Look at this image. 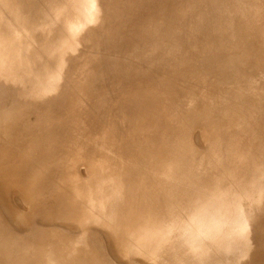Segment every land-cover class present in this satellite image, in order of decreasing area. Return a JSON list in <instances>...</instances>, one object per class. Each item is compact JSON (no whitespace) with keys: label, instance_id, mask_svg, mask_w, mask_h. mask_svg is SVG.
<instances>
[{"label":"rangeland","instance_id":"rangeland-1","mask_svg":"<svg viewBox=\"0 0 264 264\" xmlns=\"http://www.w3.org/2000/svg\"><path fill=\"white\" fill-rule=\"evenodd\" d=\"M135 99L154 108L143 116ZM186 110L206 114L203 125ZM125 152L146 177L178 169L173 186L205 183L151 252L120 229L127 254L113 250L107 229L119 226L100 228L105 204L92 205L133 164ZM46 195L73 209L40 215L32 201ZM80 205L94 220L70 221ZM94 235L100 247L82 248ZM2 251L12 264H264V0H0Z\"/></svg>","mask_w":264,"mask_h":264},{"label":"bare ground","instance_id":"bare-ground-1","mask_svg":"<svg viewBox=\"0 0 264 264\" xmlns=\"http://www.w3.org/2000/svg\"><path fill=\"white\" fill-rule=\"evenodd\" d=\"M92 8V7H91ZM42 10V9H41ZM255 37V36H254ZM185 70V69H184ZM182 77L184 76L185 77V75H184V73L183 74H180ZM219 77H216V79H218ZM154 79V78H153ZM159 82H161V81H159ZM178 86H181V85H178ZM179 90V89H178ZM177 91V89H175V91L173 92V93H175ZM180 92V91H179ZM173 93H172V95H173ZM150 94V93H149ZM152 94V93H151ZM178 95V94H177ZM149 96V95H148ZM150 96H156V95H150ZM173 96H175V94L173 95ZM172 97V96H171ZM178 97H179V95H178ZM177 97V98H178ZM149 98V97H148ZM154 98V97H153ZM152 97H151V100H154ZM155 98H157V97H155ZM176 98V99H177ZM156 100V99H155ZM87 103V102H86ZM133 103H137V105H138V103H140L139 104V107L140 108H142V109H144V113L143 114H141V115H143L144 116V114H145V112H149L152 108H154V107H151L152 105H150V107H148L149 106V104H148V106L146 105L147 104V102L146 101H144V100H140V99H135L134 100V102ZM220 104V103H219ZM136 105V104H135ZM202 106V105H201ZM203 106H207V103L205 104V105H203ZM217 106V105H216ZM151 108V109H148V108ZM177 107V106H176ZM170 108H171V105H170ZM169 108V109H170ZM169 109L167 110V111H164V113L166 114V115H168V113H169ZM224 109V107L222 106V105H219V107H218V109L215 111L216 113H218V112H220V111H222ZM149 110V111H148ZM171 110H173L172 108H171ZM175 110V109H174ZM187 111V113L189 114L188 116H186V117H189L190 119H192V123L194 122V121H196L197 120V123L198 122H201L200 123V125H203V123L205 122V115H203V113L202 112H199V116L197 117V118H195V116L193 115V110H186ZM171 113V112H170ZM84 114V113H83ZM163 114V113H162ZM161 114V115H162ZM126 117V116H125ZM119 118V117H118ZM120 119V118H119ZM123 120V119H122ZM82 122V121H81ZM75 123V122H74ZM85 123V122H84ZM116 123V122H115ZM76 124V123H75ZM80 124V123H79ZM78 124V125H79ZM140 124H142V122H135L134 124H133V128H137V127H139V125ZM70 125H71V123H70ZM73 125V124H72ZM77 125V124H76ZM77 125V126H78ZM81 125H82V123H81ZM80 125V126H81ZM77 126H75L76 128H77ZM188 125H186V126H184V128H186V129H188ZM193 127H195V126H193ZM73 128V127H72ZM125 128V127H124ZM192 128V127H191ZM224 127H217V129H216V131H217V133H222V132H224V131H226V132H224V138H222L221 137V139H222V141H221V146L223 147V146H226L227 148H228V145H229V143H228V141H227V139H226V136H227V133H228V128H224ZM71 129V128H70ZM78 129H80V127L78 128ZM120 129H122V128H120ZM74 130V129H73ZM72 130V131H73ZM77 130V129H76ZM76 130H74V132H77ZM81 130V129H80ZM117 128H116V135H117ZM123 130V129H122ZM119 131H121V130H119ZM118 131V132H119ZM124 131H127V130H125L124 129ZM115 132V131H114ZM79 133V132H78ZM121 133V132H120ZM81 134V133H80ZM208 134V133H207ZM109 135H111V134H109ZM115 134H114V136H116ZM123 135V134H122ZM210 134H208L207 136H209ZM110 137V136H109ZM119 137H121V135L119 136ZM84 138V137H83ZM106 138V137H105ZM112 138V137H111ZM114 138V137H113ZM112 138V139H113ZM104 139V138H103ZM102 139V140H103ZM124 139H126L125 137H124ZM105 141V140H104ZM119 141V140H118ZM113 142V141H112ZM115 142V141H114ZM113 142V143H114ZM122 139H121V143H119V145L120 144H122ZM112 143V144H113ZM129 143V142H128ZM110 144V143H109ZM114 144H116V142L114 143ZM106 146V145H105ZM104 146V147H105ZM114 146V145H113ZM120 146H122V145H120ZM130 146V145H129ZM119 147V146H118ZM109 148V147H108ZM114 148V147H113ZM215 148V147H214ZM110 150V149H109ZM112 150V149H111ZM121 151H123V150H121ZM125 151H126V149H125ZM113 152V151H112ZM114 152H116V154H117V152H119L118 150H116V151H114ZM124 152V151H123ZM130 152H125L124 153V155L126 154H128V156H126V159H128L129 158V160H130V163H133L132 165H125V167L123 166V168H122V170L119 172V180H117L119 183L116 185V184H111V186L106 190V191H104V193H103V195H101L100 193L98 194V196L96 197V199L95 198H93L92 199V195H93V193H92V195H91V199H92V205L93 206H96V207H98V208H100V209H102V206L100 205L101 203L102 204H105V206H103L104 208V210L103 211H105L104 213H102V212H98V214L97 213H95L96 215H99V214H104L103 216H105L103 219H100V220H98V221H102V223H103V226L102 225H100V224H98V223H96L97 221L95 220V223L96 224H98L99 225V227L100 228H103V229H107V228H109L108 226H112L113 224H116V226H119L118 228H113V227H115V226H112V228L114 229H112V231H110V229L111 228H109V229H107L108 230V235H107V240H108V242L109 243H111V248L113 247V250H114V248H115V251L116 252H118L120 255H121V251L123 250L121 247V249L118 247V246H120V243H121V238L119 237L120 235V233H119V230H117V229H120L121 231H125V232H127V233H129V236H130V234H131V230H133L132 231V235H134V237L135 238H133V240H136V241H141V242H143V243H145V241L147 242V246L149 245V244H152V245H149V246H152V248L151 247H147L146 246V243H145V245L144 246H146L145 248L146 249H148L149 251H150V249H152V250H155V249H153V248H158L159 249V247H158V244H160V243H162V242H166L168 239L170 240V237H168V239H166L165 237V232L163 231V230H161V231H159V229L160 228H163V226L165 225V223H167V222H169V221H166V219H172V220H174V216L176 217L177 216V214L180 216H182L183 214H184V212H186L187 210H185L186 208L187 209H189L191 206H193L195 203H197V202H192L193 201V199H194V196L193 195H195V193H193L192 191H190L189 190V188L190 187H194L195 185H196V190H197V192L198 191H202V190H204V189H206L205 188V183L204 182H200L199 184H196L195 183V185L194 186H192L191 185V183H190V181L191 180H193V178H191V179H188V178H184V177H182L181 176V178H180V180H178V182H176L177 183V185H179L180 187H176V185L175 186H173L172 185V183L171 182H173V181H175V180H177V179H179V177H180V170H178L177 169V171L178 172H176L175 174H173V172L171 173L170 172V169H168V170H166V173H165V175H166V177H169L168 179H166V180H162V179H160L159 177H156V176H152V178H149V177H146L145 175H144V168H143V163H141L140 161H139V159H136L132 154H129ZM108 154L110 155V151L108 152ZM114 154V153H113ZM123 153H120V154H117L116 156L117 157H120V156H123L122 155ZM72 155V154H71ZM109 155L107 156L108 158H109ZM120 155V156H119ZM133 158H130V156ZM110 157H112L111 155H110ZM114 158V157H113ZM118 159V158H117ZM117 159H116V161H117ZM124 159H125V157H124ZM186 161V158L185 157H182V159H179L178 160V162H183V161ZM3 163V162H2ZM183 163H185V162H183ZM2 165V164H1ZM120 166H121V164H120ZM145 167H150V165L149 164H145ZM119 168V167H118ZM74 169H76V167L74 168ZM95 169V168H94ZM217 168H213V169H211L212 171L211 172H209V174L211 173L212 174V176L215 178L214 179V181H215V183H218V181H221L222 183H223V180H224V177H222L221 176V174H219L218 173V171H215ZM176 169H174L173 171H175ZM92 169H91V173H92ZM66 172H68L69 173V171H65V173ZM90 172H88L89 174H90ZM67 173V174H68ZM72 173V172H71ZM71 173H69L70 175H69V177H71V181H72V176L74 175L73 173L71 174ZM111 173V172H110ZM87 174V173H86ZM72 175V176H71ZM78 175V174H77ZM111 176V175H110ZM114 176H115V174H114ZM79 177V176H78ZM77 178V177H76ZM112 179H114V181H115V178H112ZM74 180V179H73ZM218 180V181H217ZM69 181H70V178H69ZM75 181H76V179H75ZM109 181V180H108ZM111 181V180H110ZM77 182V181H76ZM75 182V183H76ZM114 183H116V182H114ZM207 184V183H206ZM57 185V184H56ZM56 185H54V186H56ZM58 186V185H57ZM59 187V186H58ZM82 187V186H81ZM105 187V186H104ZM55 189V188H54ZM60 189H62V187H60ZM63 189H64V187H63ZM62 189V190H63ZM65 189L66 190H68V187L66 188L65 187ZM55 190H57L58 191V189H55ZM85 191L86 190H84L83 189V193H85ZM92 191V190H91ZM62 192V193H61ZM59 191V193L60 194H62V196H63V191ZM79 193L80 192H82V191H78ZM78 192H76V194L78 193ZM88 192V191H87ZM86 192V193H87ZM93 192V191H92ZM99 192V191H98ZM27 193V192H26ZM37 193V192H36ZM36 193H35V191H34V194L36 195ZM58 192H57V195H60ZM78 193V194H79ZM85 193V194H86ZM202 193V192H201ZM69 194V193H68ZM67 194V195H68ZM74 194V193H73ZM73 194H70L71 196H73L74 197V195ZM80 194H82V193H80ZM79 194V195H80ZM85 194H82V195H85ZM90 194H91V192H90ZM66 195V197H68V196H70V195H68L67 196ZM43 196H45V195H43ZM46 196H50V197H52V196H54V195H46ZM60 197L61 196H54V197H52L53 199H49V197H47V198H44V197H42L41 196V198H35V200L34 201H32V204H34V206L33 207H35V209L33 208V210L34 211H37L40 215H42V216H44V217H47V218H49V219H53L54 217H56V216H62L63 214H67V212H68V210L70 211V210H72L71 209V206L70 205H66V206H63V207H61V206H59V204L61 203V202H59L58 200H55V199H60ZM64 197L65 196H63V197H61V200H62V198H63V200H68L69 198L70 199H72V197H69L68 199H64ZM90 199V200H91ZM28 205V204H27ZM82 205H80L79 206V210H80V208H83V209H86V207L87 206H89V207H91V205H85L84 207H81ZM92 206V208H93V213H94V207ZM89 207H87V213L89 212V211H91V210H89L90 208ZM89 208V209H88ZM75 209V211H79L78 209L76 210V208H74ZM82 209V210H83ZM135 209L137 210V211H139V212H136L135 211ZM32 210V211H33ZM82 210H80V211H82ZM24 211V210H23ZM74 211V210H73ZM80 211H79V215L76 213L75 215L77 216V217H75L74 216V214H71L70 216H69V219L71 218V217H74L73 219H70V221L71 220H73V223H76L75 221L77 220V221H79L81 218H83L82 220H88V219H92V220H94V218L95 217H93L92 215V212L90 213L89 212V215H90V217L91 218H89V217H87V216H89V215H87V213L85 214V216L83 215L86 211H84V213H83V211H82V213H80ZM28 216V215H27ZM180 216V217H181ZM126 217V218H125ZM108 218V219H107ZM74 219H75V221H74ZM84 220V221H85ZM129 220V221H128ZM127 221V222H126ZM171 221V220H170ZM212 221H213V223L216 221V223H221L222 222V219L220 218V216L218 215V216H216V217H212ZM82 222V221H81ZM143 222L145 223V227H147L146 228V230L148 229L149 230V232H148V230L146 231L145 230V227H144V225H143ZM179 222V221H178ZM101 223V222H100ZM175 223V222H174ZM208 223V222H207ZM206 223V224H207ZM109 224V225H108ZM170 224H171V222H170ZM169 224V225H170ZM172 224H173V222H172ZM176 224V223H175ZM179 225V224H178ZM134 226H136L135 228H133L132 229V227H134ZM173 225H171V227H172ZM175 227H177V226H175L174 225V227L173 228H175ZM179 228V227H178ZM177 228V229H178ZM115 229H116V231H115ZM176 229V228H175ZM151 230H152V232H151ZM153 230H154V232H153ZM146 232H147V234H146ZM173 232H176V231H173ZM178 233H179V229H178ZM180 234V233H179ZM149 235V236H148ZM173 235V236H172ZM174 235H176V234H171V240H172V237L174 238L175 236ZM168 236V235H167ZM177 236V235H176ZM138 240H137V239ZM180 237H178V240L180 241V239H179ZM166 239V240H165ZM177 238H175V240H176ZM92 239H87V240H85L84 241V243H83V245H82V248H84V247H86L87 248V250L89 251L90 249H91V244L90 243H93V246H95V247H100V245H101V242H100V240L99 239H97V237L94 235V240L93 241H91ZM162 241V242H161ZM173 241H174V239H173ZM173 241H171V247H173V243H175V242H173ZM178 241V243H180ZM138 242V243H139ZM140 242V243H141ZM169 242V241H168ZM173 242V243H172ZM137 243V244H138ZM139 243V244H140ZM142 243V244H143ZM136 244V245H137ZM138 244V245H139ZM163 244V243H162ZM169 243H167V245H168ZM176 244V243H175ZM113 245V246H112ZM161 245V244H160ZM143 246V247H144ZM132 247V246H131ZM131 247H130V249H129V251L131 250ZM138 249H141L139 246H136ZM142 247V248H143ZM150 248V249H149ZM168 249L167 250H169V248L170 247H167ZM99 248H97V249H95V248H92V251H91V254H92V256H93V258H95V259H97V258H100V256H101V254H100V256H99V252H101L100 250L102 249H99ZM116 249H118V251L116 250ZM132 249H136V248H132ZM144 249V248H143ZM145 249V250H146ZM157 249V250H158ZM163 249H164V247L162 248V251H163ZM104 249H102V251H103ZM145 250H143V251H145ZM156 250V251H157ZM166 250V249H165ZM165 250H164V252H165ZM171 250V249H170ZM169 250V251H170ZM173 250V249H172ZM114 251V252H115ZM139 251V250H138ZM149 251H148V253H149ZM161 251V252H162ZM123 252V251H122ZM124 252H126L125 250H124ZM123 252V254L122 255H124V254H127V253H124ZM136 252V251H135ZM141 252H142V249H141ZM151 252V251H150ZM158 252H159V250H158ZM160 252V254H159V256L163 253H161ZM129 253V252H128ZM130 253H131V251H130ZM133 253H134V250H133ZM143 253V252H142ZM155 254H157V253H155ZM7 255V253L6 252H4V251H2L1 252V254H0V258H3V259H0V264H12L11 263V261H9L8 260V258L7 257H5ZM103 255H104V253H103ZM152 255H153V253H152ZM158 255V254H157ZM158 256V257H159ZM103 257V256H102ZM101 257V258H102ZM157 257V256H156ZM156 257H153V258H155L156 259ZM148 261V260H147ZM181 261V260H180ZM101 262H103V261H100V263ZM133 263V262H132ZM88 264H92V262H91V260H89L88 261ZM134 264V263H133Z\"/></svg>","mask_w":264,"mask_h":264}]
</instances>
